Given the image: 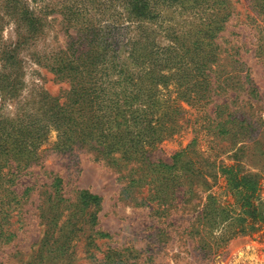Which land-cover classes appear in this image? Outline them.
<instances>
[{"label":"rangeland","instance_id":"374dc122","mask_svg":"<svg viewBox=\"0 0 264 264\" xmlns=\"http://www.w3.org/2000/svg\"><path fill=\"white\" fill-rule=\"evenodd\" d=\"M219 4L223 6L208 0H0V161L14 150L30 155L21 170L12 167L16 160L0 162V197L11 198L18 208L9 218L16 235L0 239V264H109L99 261L104 253L115 264H264V233L218 240L222 247L208 256L187 251L180 229L158 241L152 207L139 204L146 188H136L130 197L122 190L118 169L89 145L73 142V129L91 120L104 132L116 131L121 121L131 137L145 127L142 100H176L182 107L179 128L153 152L154 161L172 164L177 152L188 145L193 150L180 164L197 182V192L184 204L178 199L172 216L176 225L193 223L209 194L216 195V207L232 200L228 185L241 188L253 179L251 172L263 165V157L252 160L241 132L234 140L218 141L201 127L206 121L202 109L185 102L192 99L200 76L185 65L183 47ZM229 4L234 11L216 41L223 52L239 58L236 75L250 73L263 94L254 116L261 118L256 137L264 144V71L254 56L260 34L251 21L249 0ZM236 80L238 105L246 110L248 97L241 87L248 82L240 86ZM137 87L145 90L139 100L124 104ZM117 102L124 104L122 119L115 118ZM212 109L210 105L207 111ZM151 115L154 123L161 112ZM129 167L123 166L121 173ZM255 178L264 202V171ZM81 189L101 199L78 203L75 230L61 249L45 258L43 252L41 258L42 215L57 201L63 206L60 200L67 196L75 200ZM237 204L231 201L233 207ZM225 223L221 215L216 235Z\"/></svg>","mask_w":264,"mask_h":264},{"label":"trees","instance_id":"16d2710c","mask_svg":"<svg viewBox=\"0 0 264 264\" xmlns=\"http://www.w3.org/2000/svg\"><path fill=\"white\" fill-rule=\"evenodd\" d=\"M219 1H222L223 6L219 4L218 6L222 7H217L216 11L211 14L212 16L202 24L203 27L197 29L195 39L190 42V45H187L186 49L182 45L185 50L183 55L185 56V65H189V69L200 76V80L195 85L196 89H192L191 93L194 94L192 99L185 102L202 109V117L206 121L201 127L207 128L217 137L218 141L234 140L236 135L241 132L243 141L248 143V152L252 160L262 159V157L264 160V144L256 137L257 130L261 125V118L257 119L254 116L263 103L261 101L263 94L260 93L254 79L250 77V73L247 72L246 75L240 77L236 75L238 71L235 70V63L239 61V58H235L233 53L223 52L221 44L216 41L222 31L227 29L228 21L235 8L229 4V0H208V3L212 5ZM249 5L253 12L250 14L251 21L260 34L254 48V56L261 62L264 71V0H249ZM235 77H238L239 80L236 82L240 81V86L245 82L249 83V85L247 83L248 87H241L248 97L244 102L245 105H249L246 110L238 105L239 94L237 92L238 85L234 83ZM230 90H235L233 96L228 94ZM144 91L141 87H137L133 95L131 97L128 95L122 102L130 105V98L138 101ZM197 94L202 99H196ZM216 95L217 99H214ZM141 103L146 116L145 127L133 136H128L126 128L120 126V124L122 125L121 121L118 122L116 131L104 132L98 128L97 123L91 120L90 124L83 121L81 127L73 129V142L89 145V148L106 164L118 169V179L122 181V190L130 193V197H133L131 194L136 188H146V195L140 197L139 204L152 207L150 214L156 216L154 223L157 224L158 241H160V237H163V240H168L174 236V230L180 229L187 239V251L194 254L198 250L203 256H208L222 247V243H219L218 240H227L236 234L262 236L264 233V202H260L262 198L261 186L257 187L258 179L255 177L264 171V163L261 167L254 166L255 172H251L254 178L249 179L241 188L236 183L232 187L228 185L232 200L226 199V204L216 207L214 206L218 203L216 195L209 194L208 202L198 213L193 223L188 222L183 226L176 225L172 216L173 211L178 207V199L184 204L190 199V195L197 192V182L192 177H188L185 164H180L184 162V157L193 150L189 149V145L180 150L173 156L172 164L154 161L153 152L162 140L169 138L174 129L176 130L178 113L182 107L178 101H170L163 97L145 99ZM124 104L117 102L114 106L115 118H123L121 114ZM210 105L213 106V109L208 112L207 108ZM157 110H160L161 115L153 123L151 112L156 113ZM148 114L151 118L147 117ZM7 155L8 157L2 161L16 160V165H12V167H16L18 170L24 169L22 164H27L30 160V155L21 149L10 151ZM128 165H130L128 170L121 173L120 170L123 166ZM14 173L11 172V174ZM214 182L208 186V189L213 188L217 181ZM78 192L79 195L75 200L71 201L70 196H67L60 200L65 202L63 206L61 202L57 201L48 208L46 215H42L45 229L39 248L41 258L43 252L45 253L44 258L53 249L57 252L56 250L64 245L62 242L75 230L77 214L80 212L78 203L81 206L89 199H101L100 195L89 193L87 189H81ZM10 200L12 199L0 197V239L16 235L15 231L9 227V218L18 208H15ZM19 201L21 200L18 199ZM231 201L238 203L237 206L233 207ZM69 207H75V210H70ZM221 215H223L226 225L216 235L214 229H219V227L215 228V223ZM102 234L106 237L110 236V233L106 231H103ZM107 259H113V256L104 253L99 261L106 260L109 264L116 263L115 259L112 261ZM43 260L41 259V262Z\"/></svg>","mask_w":264,"mask_h":264}]
</instances>
